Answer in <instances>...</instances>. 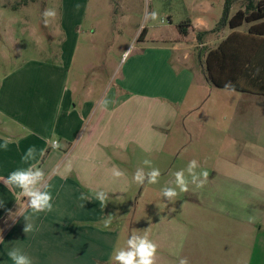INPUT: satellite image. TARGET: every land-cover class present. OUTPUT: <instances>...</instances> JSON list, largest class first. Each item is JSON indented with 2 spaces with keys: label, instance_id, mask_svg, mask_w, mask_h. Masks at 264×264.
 I'll use <instances>...</instances> for the list:
<instances>
[{
  "label": "rangeland",
  "instance_id": "obj_1",
  "mask_svg": "<svg viewBox=\"0 0 264 264\" xmlns=\"http://www.w3.org/2000/svg\"><path fill=\"white\" fill-rule=\"evenodd\" d=\"M74 1L0 0V87L15 68L35 64L16 91L21 106L30 108V96H40V86L46 94L55 85L47 67L62 65L65 59L64 90L71 93L74 82L81 85L70 102L77 116L83 110L85 89L91 88L88 102L93 106L70 151L78 150L80 139L91 137L99 124L104 136L117 134L106 138L102 148L125 173L121 178L107 174L103 180L119 192L108 194L106 202L119 231L116 249L126 247L135 232L157 245L156 264H180L181 259L188 264H264V130L251 122L261 117L264 97L214 86L211 91L209 85L198 83L194 63L202 48L195 34L182 40L175 28L185 16L179 0ZM223 6L221 0L216 22ZM45 9L57 12L47 25ZM151 12L157 13L155 20L146 19ZM66 19L74 20L77 29L68 31ZM144 28L148 35L144 32L139 38ZM152 40L158 44H151ZM179 42L181 48L171 54L162 50ZM62 43H67V55L61 60ZM184 47L189 53L187 69L176 60ZM183 70L195 74V79L190 82V76L187 82L185 76H176ZM201 108L214 111L200 116ZM234 114L237 119L250 118V125L243 131L228 130L223 116ZM214 121H220L218 128H197L213 126ZM5 124L10 131L6 138L26 134L13 123ZM192 160L197 161V174L208 173L203 187L191 183L187 168ZM139 168L145 173L159 169L158 182L134 183ZM181 170L187 192L175 182V173ZM165 187L176 189L173 201L162 196Z\"/></svg>",
  "mask_w": 264,
  "mask_h": 264
},
{
  "label": "crops",
  "instance_id": "obj_2",
  "mask_svg": "<svg viewBox=\"0 0 264 264\" xmlns=\"http://www.w3.org/2000/svg\"><path fill=\"white\" fill-rule=\"evenodd\" d=\"M220 1L179 0L182 11L185 14L179 23L190 20L191 26L188 28L186 36H182L179 33L177 29L179 23L175 26L182 40H186L189 34H195L194 38L199 43V47L202 48L200 49L199 58L194 63L196 73L200 75L197 81L198 83L209 85L210 89L207 87L209 90L212 89L213 85L205 79L203 73L204 59L207 52L214 49L232 33L246 36L247 30L251 26H253V30L264 33V27H262L264 20L243 24L234 30L225 27L219 33H212L211 31L219 21L216 22V13L220 11V6L218 7ZM261 1L263 0H230L229 17L233 16L237 11L246 12V4L251 2L259 3ZM225 2L226 0H224V4ZM71 3H76V0ZM172 5L169 2L171 13L173 11ZM235 5H237L236 9H234ZM167 17L171 23L172 15ZM209 20H212V24L209 23ZM66 21L68 23V31L73 32V29H77L74 20L71 22V20L66 19ZM145 32L148 35L147 29H145ZM204 32L208 33L200 35L199 39H197V35ZM164 34L165 32L159 33L162 36ZM63 43L60 49L61 60L67 55L65 52L67 43ZM151 44L158 43L152 40ZM180 44L182 43L179 42L178 45L175 44L172 47H163L162 50L167 51V54H171L181 48L179 47ZM184 49V51L177 54L176 60L180 67L187 69L189 53L187 47H184ZM170 57L171 55H168V58L165 59L167 66L170 65ZM35 66V64L31 63L21 65L6 75V78L1 82L0 144L7 141L8 148L7 150L0 148V177L6 178L15 169L27 167L28 165L22 163L21 157L29 147L34 146L37 149V159L31 161V163L36 164L46 174L52 194V210L33 214L31 209H27L24 210L23 216H17L15 220L9 218V212L14 213L18 208L23 209V201L27 200V198L18 199L0 181V201L4 202L3 206L0 207V237L4 241L0 243V264H13L7 256V252L13 247L21 249L29 256L32 264H111V257L119 241V231L112 220L108 227L104 226V221L111 215L109 213L110 209L107 203L105 206L101 205L100 201L95 198V193L101 190L110 195L119 193L112 189L116 188V186L108 187L103 181L107 174L112 175L114 168L119 169L114 162L115 160L113 161L107 157L102 149L107 145L106 138L110 139L117 134L114 133L110 137L104 136L102 128L99 129L101 125L99 124L91 137H82L78 150L75 147L71 152L72 142L75 141L83 120L91 112L93 103L88 101L90 96H92V90L89 86L86 87V97H84L86 100L82 101L84 102L82 105L83 110L77 116L76 109L72 110L70 102L72 92L76 93L81 85L78 82H74L71 93L64 90L63 80H65V77L67 80L68 72L64 69L66 60L63 59L62 65L57 62L47 67L51 74V82L55 85H52L50 90L49 88L46 89L45 94L44 92L42 93L44 91L43 86L39 84L40 89H43L39 91L40 96H35L36 93L32 94L30 96L32 100L31 107L25 108L19 103L20 96L16 91L19 83L24 79V73L30 67L35 69ZM190 74L187 70H183L178 75H175L178 77L185 76L187 82L191 76L189 80L191 82L193 78L195 79V74ZM59 81L61 82L59 83ZM14 92L17 95L13 94ZM243 94L251 96V94ZM249 100L250 98L248 97L247 101ZM37 101L38 106L39 104L45 105L46 108L39 109ZM213 111L212 108H201L199 113L200 116H206L212 115ZM261 112V117L252 121L250 118L237 119L235 114L231 117L229 116L230 118L228 116L226 118L224 115L222 121L228 123L227 129L230 131L234 129L243 131L246 126L250 125V121L257 123L264 130V111ZM84 117L86 118L84 119ZM6 121L17 125L26 134L17 136V138H6L10 134L7 124H5ZM197 122L202 123L204 121L199 119ZM219 124L220 121H214L213 126L212 124H204L202 127V125L198 124L197 128H202V130H206V128L212 129L219 126ZM112 128L115 129V125ZM53 132L62 144V147L56 150L49 147ZM120 137L122 138L123 136L120 135ZM86 139L87 141H85ZM10 141H16L17 144H11ZM14 144L17 145V148H15ZM41 150H44V154L47 151L44 160V154L43 156L39 155ZM88 155H94L95 157ZM81 194L87 196L88 199L81 200ZM24 217H28L27 222L32 223L34 226L33 231L29 233L24 232V227L26 226Z\"/></svg>",
  "mask_w": 264,
  "mask_h": 264
},
{
  "label": "clouds",
  "instance_id": "obj_3",
  "mask_svg": "<svg viewBox=\"0 0 264 264\" xmlns=\"http://www.w3.org/2000/svg\"><path fill=\"white\" fill-rule=\"evenodd\" d=\"M77 9L79 5L75 6ZM44 24L49 23V19H55L57 12L54 9H45L43 12ZM155 20L157 18L156 12H151L146 15L147 18ZM225 89H232L234 91L231 82L225 84ZM49 147L53 150L62 147V144L56 134L53 132L52 138L49 141ZM0 148L7 150L8 142L5 141L0 144ZM44 150H41L39 155L43 156ZM37 159V149L32 146L29 147L24 155L21 157L23 164L28 165L27 167L17 168L9 175L4 178L0 177V181L3 182L5 187L9 192H12L17 196L18 199L27 198L23 201V209L18 208L16 212H9V218L15 220L17 216H23L24 210L31 209L33 214H39L41 212H50L52 210V194L50 191V185L47 182L45 172L39 168L36 164L31 163ZM145 165L151 164L150 161L145 160ZM197 161L192 160L188 164L187 171L191 176V183L197 187H203L205 181L207 180L208 173L202 172L197 174L195 169L197 168ZM112 175L115 178H121L125 176V173L119 169L114 168L112 170ZM161 173L159 169L152 168L151 171L145 173L143 168H139L133 174V182L137 185H144L145 182L149 184H155L158 182V178ZM202 177V178H201ZM175 182L179 187L180 191H188V181L185 179L184 171H178L175 173ZM17 190H19L17 192ZM178 195L175 188L165 187L162 189V196L167 198L168 201H173ZM95 198L100 201L102 206L106 205L108 200V194L105 191H97L95 193ZM81 200H87L88 197L81 194ZM2 201H0V207L3 206ZM26 221V226L24 227V232L29 233L33 231V224L27 222L28 217H24ZM111 215L108 219L104 221V226L108 227L111 223ZM3 238L0 237V243H3ZM156 253L157 245L152 242L147 235H137L135 232L127 239L126 247L115 249L111 260L114 264H156ZM8 258L13 262V264H32L29 256H27L21 249L13 247L7 252ZM180 264H188L186 259H181Z\"/></svg>",
  "mask_w": 264,
  "mask_h": 264
},
{
  "label": "trees",
  "instance_id": "obj_4",
  "mask_svg": "<svg viewBox=\"0 0 264 264\" xmlns=\"http://www.w3.org/2000/svg\"><path fill=\"white\" fill-rule=\"evenodd\" d=\"M229 13L230 0H226L221 18L212 33H219L225 27L234 30L243 24L263 21L264 0L246 4V12L237 11L231 17ZM190 26V20H185L177 25V29L182 36H186ZM144 32L145 28L139 38ZM207 33H199L197 39ZM203 66L205 79L216 88L225 89V84L231 82L234 91L264 96V33L253 30L251 26L246 36L238 33L230 34L214 49L207 52ZM46 154L47 151L43 160Z\"/></svg>",
  "mask_w": 264,
  "mask_h": 264
}]
</instances>
